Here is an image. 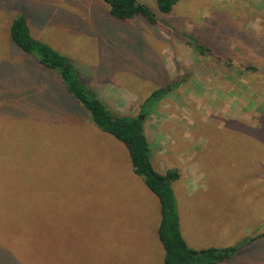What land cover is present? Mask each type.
I'll return each mask as SVG.
<instances>
[{
    "label": "rangeland",
    "instance_id": "rangeland-1",
    "mask_svg": "<svg viewBox=\"0 0 264 264\" xmlns=\"http://www.w3.org/2000/svg\"><path fill=\"white\" fill-rule=\"evenodd\" d=\"M137 2L155 14V24L143 17L121 22L103 0H0V264H163L164 258L159 202L135 174L127 148L64 100L55 70L13 42L9 47L18 15L33 39L69 59L111 113L141 115L148 141L160 129L162 139L171 136L173 119L188 124L169 92L147 110L145 98L167 87L172 95L184 83L181 61L187 67L204 56L210 75L235 79L220 105L208 106L238 108L237 123L264 126V0H179L169 15L158 12L156 0ZM188 22L195 38L206 32L207 43L199 41L207 54L188 45ZM182 43L188 62L176 58ZM186 77L188 86L179 90L191 103L202 86L196 74ZM210 125L198 137L219 141L204 153L214 168L208 180L191 195L172 183L182 236L198 242L189 245L195 250L239 247L264 233V226L246 230L253 215L264 214V142ZM221 264H264V240Z\"/></svg>",
    "mask_w": 264,
    "mask_h": 264
},
{
    "label": "trees",
    "instance_id": "trees-1",
    "mask_svg": "<svg viewBox=\"0 0 264 264\" xmlns=\"http://www.w3.org/2000/svg\"><path fill=\"white\" fill-rule=\"evenodd\" d=\"M178 1L156 0L157 10L163 15H169ZM103 2L109 5L110 15L121 22L136 17H143L152 24L157 21L155 14L137 0H103ZM10 38L20 51L34 55L41 65L57 72L67 95L64 100L70 98L77 108L87 112L92 124L103 133L122 142L127 148L135 174L143 177L146 187L159 202L160 223L157 235L164 250L163 264H221L256 240L264 239V234H262L246 240L239 247L230 246L223 249L210 247L201 250L190 248L180 233L176 199L172 190V183L178 180L179 173L176 170H169L162 174L152 164L150 145L143 131L141 115L128 117L111 113L97 94L81 82V78L67 57L32 38L23 14L18 15L12 21ZM188 39V45L198 54L204 55L210 52L194 36H188ZM164 93L166 89L153 91L145 100L142 108L149 109ZM230 124L233 128H226V131L247 140L253 138L263 144L264 126L260 127V130H255L244 125Z\"/></svg>",
    "mask_w": 264,
    "mask_h": 264
},
{
    "label": "crops",
    "instance_id": "crops-1",
    "mask_svg": "<svg viewBox=\"0 0 264 264\" xmlns=\"http://www.w3.org/2000/svg\"><path fill=\"white\" fill-rule=\"evenodd\" d=\"M172 13V12H171ZM185 18V17H184ZM200 17H195V20L199 22ZM189 20V19H185ZM193 20V19H192ZM184 32H187L188 34H191L195 36L192 32V28L189 25V22L187 25L183 27ZM199 33V32H198ZM197 33V34H198ZM197 39L205 44L207 43L205 41L206 39V32H200L197 36ZM9 43V47L11 46V38H10V28H9V39H7ZM182 45H184L182 43ZM181 46V45H180ZM178 48V47H176ZM179 48H184L182 49L180 57L176 55L177 59H182L186 62L188 58L190 57V52H185V48H188L187 45H184ZM184 54L185 57H184ZM205 58V59H204ZM181 59V60H182ZM196 60V61H195ZM194 63L189 62L185 67L184 63L181 61V67L185 68L184 72H182L181 76L184 77V83L182 81L181 84L176 86L175 92L171 95L170 91L171 88H165L166 93L169 92V97H177L179 103L181 105L180 109L176 113L178 114H183L182 116V124L185 125L187 120V127L177 125V119H173L171 122L176 125H172L169 127V131L172 132L171 136H165L166 139H162L160 136L161 134V129L157 132L155 131L154 133L156 134L155 139L151 137L152 139L156 140L153 142L151 141V138L148 142L151 141V143L156 144V147L158 148L155 152V156H153L151 147L149 146L150 149V159L154 167L158 170V172L164 174L169 170H176L179 173V178L178 180L174 181L173 183H177V186L181 189V193H185L187 195H191L192 193L195 192V190L199 187L197 185H203L205 184V181L208 180L207 174L210 173L214 170L212 165L210 166L205 160H207L206 156H204V153L207 152V149L211 148L214 143H218V140H214V138H207L204 135L201 136V139L198 140V137H200V133L202 130H206V127L211 126L210 124L217 123L218 125L215 127V131H222L226 128H233V126L230 124L231 122L229 121H234L235 124H240L237 123L239 120L238 118L234 117L237 116L239 113L238 108L237 109H223V108H216L213 107V105H209L208 103L210 102H216L217 104L220 105L219 101V96L221 95V98L225 97V95H228V92H232V84H234L235 80L233 77L230 76H224V78H219V77H214L209 74L208 70L211 69L210 66L208 65V61L206 57H201L199 59H195ZM176 62V59H175ZM178 62V61H177ZM202 64V67L197 68L195 65L196 63ZM180 67V68H181ZM216 68V66H213ZM169 73H171V66L168 67ZM177 74V73H175ZM189 74L190 77L193 74L197 75V82L200 83L202 86V93L203 95L201 97L193 96L192 94L190 95V98L192 99V102L190 103L189 100L182 99L183 97V92L179 90V87L183 86H188L189 81L187 80L188 77L186 75ZM229 84V85H228ZM231 85V86H230ZM146 97L145 99H147ZM174 99V98H173ZM172 102V101H171ZM175 115V116H178ZM224 119H228L225 121ZM242 121V120H241ZM246 123V121H243L242 123ZM229 124V125H228ZM92 125V124H90ZM94 125V124H93ZM95 126V125H94ZM182 128V131L180 130ZM252 128V127H250ZM168 130V129H167ZM166 130V131H167ZM143 131L146 136H149L150 130L145 129V126L143 125ZM179 131V132H178ZM182 132V133H181ZM188 132V135L193 136V140L191 138H186V133ZM181 133V134H180ZM190 133V134H189ZM179 134V135H178ZM178 136V138H176ZM167 137H169L167 139ZM122 143V142H121ZM123 144V143H122ZM124 145V144H123ZM150 145V144H149ZM182 150V151H181ZM183 152V157L181 158L178 154ZM181 160H186L183 167L181 168L179 165V161ZM208 161V160H207ZM163 163L165 166V171H162L160 163ZM189 164V166H188ZM188 166V167H187ZM187 167V168H186ZM190 167V168H189ZM261 174V173H260ZM259 181L262 182L264 179L262 177L259 178ZM184 195V194H183ZM160 207V206H159ZM253 206L249 205V209H251ZM160 223V221H159ZM264 226V214L259 212L257 215H253L251 219V224L246 226V230L250 231L252 230H259L261 227ZM159 227V225H158ZM179 229L180 228V220H179ZM158 230V228H157ZM158 232V231H157ZM180 233L182 235V232L180 230ZM264 233H261L262 235ZM260 235H257L255 237H258ZM158 237V235H157ZM183 237V236H182ZM186 244L189 245H195L198 243L195 240H192L190 238H184ZM264 240V239H263ZM191 248V247H190Z\"/></svg>",
    "mask_w": 264,
    "mask_h": 264
},
{
    "label": "water",
    "instance_id": "water-1",
    "mask_svg": "<svg viewBox=\"0 0 264 264\" xmlns=\"http://www.w3.org/2000/svg\"><path fill=\"white\" fill-rule=\"evenodd\" d=\"M140 120H143V117L142 116H140Z\"/></svg>",
    "mask_w": 264,
    "mask_h": 264
}]
</instances>
